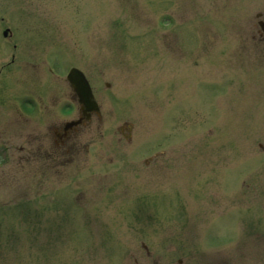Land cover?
<instances>
[{
    "label": "rangeland",
    "instance_id": "rangeland-1",
    "mask_svg": "<svg viewBox=\"0 0 264 264\" xmlns=\"http://www.w3.org/2000/svg\"><path fill=\"white\" fill-rule=\"evenodd\" d=\"M257 11L264 0H0L35 64L1 68L2 115L13 75L66 94L64 76L42 68L47 54L84 71L100 104L43 186L40 169L14 162L29 122L15 140L5 126L0 264H264Z\"/></svg>",
    "mask_w": 264,
    "mask_h": 264
},
{
    "label": "flooded vegetation",
    "instance_id": "flooded-vegetation-1",
    "mask_svg": "<svg viewBox=\"0 0 264 264\" xmlns=\"http://www.w3.org/2000/svg\"><path fill=\"white\" fill-rule=\"evenodd\" d=\"M38 92H40V91H38ZM38 94H40V93H38ZM80 112H82V111H80ZM91 116H92L91 114L88 116V118L86 119L87 122L91 121ZM50 121H52V120H50ZM79 125L80 124H76V125L71 124L70 126H66L64 123H62V124L61 123H54V125L51 123V127L52 126L54 127V132L52 135V138L54 137V140H53L54 143L55 144L56 143L64 144L69 139L73 143H76V141L79 137V134H78V130L80 128ZM2 134H3V132H2V118L0 116V150H2V144H3ZM44 143H45L44 138L41 139L40 137H38L34 141V143L31 145L30 153H31V156L33 159L35 158L36 153H40L44 149ZM46 151H47V149H44V151H43L44 154L46 153ZM39 155H41V153ZM36 160H38L39 165L44 166V169L50 167L51 161L46 160L44 157H42V158L37 157Z\"/></svg>",
    "mask_w": 264,
    "mask_h": 264
},
{
    "label": "water",
    "instance_id": "water-1",
    "mask_svg": "<svg viewBox=\"0 0 264 264\" xmlns=\"http://www.w3.org/2000/svg\"><path fill=\"white\" fill-rule=\"evenodd\" d=\"M69 80L72 83H76L77 81H82L85 85V80L82 78V75L79 71H77L76 69H72L68 75ZM74 87L78 88L77 85H73ZM85 90H87V86L84 87Z\"/></svg>",
    "mask_w": 264,
    "mask_h": 264
}]
</instances>
